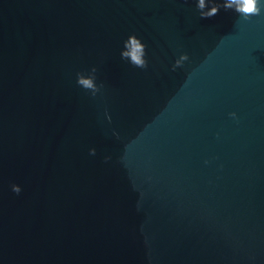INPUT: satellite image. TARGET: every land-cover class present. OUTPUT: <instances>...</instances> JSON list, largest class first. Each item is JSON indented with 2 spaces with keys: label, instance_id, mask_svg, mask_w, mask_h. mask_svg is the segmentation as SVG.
<instances>
[{
  "label": "water",
  "instance_id": "1",
  "mask_svg": "<svg viewBox=\"0 0 264 264\" xmlns=\"http://www.w3.org/2000/svg\"><path fill=\"white\" fill-rule=\"evenodd\" d=\"M0 264H264V9L0 0Z\"/></svg>",
  "mask_w": 264,
  "mask_h": 264
},
{
  "label": "clouds",
  "instance_id": "2",
  "mask_svg": "<svg viewBox=\"0 0 264 264\" xmlns=\"http://www.w3.org/2000/svg\"><path fill=\"white\" fill-rule=\"evenodd\" d=\"M221 8L225 11L234 10L241 18L248 20L253 16H259L262 9H264V2L262 0H197V9L199 10L200 18L210 19L219 14ZM207 9V10H205ZM126 50L121 52V58L129 60L130 63L138 68H146L148 66L145 59V45L135 35H130L124 42ZM189 59L187 54H182L175 61L172 70L182 67L184 61ZM97 69L93 67L91 73L85 76L82 73L77 74V83L85 90H90L93 96L100 91V87L95 83ZM230 116H236L235 113H230ZM110 119V118H109ZM90 154L95 155V149H90ZM106 160L108 157L105 158ZM12 191L19 194L22 189L19 185L13 184Z\"/></svg>",
  "mask_w": 264,
  "mask_h": 264
}]
</instances>
